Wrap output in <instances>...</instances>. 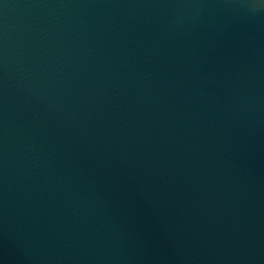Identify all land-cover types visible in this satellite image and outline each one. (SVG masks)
Instances as JSON below:
<instances>
[{
	"label": "water",
	"instance_id": "water-1",
	"mask_svg": "<svg viewBox=\"0 0 264 264\" xmlns=\"http://www.w3.org/2000/svg\"><path fill=\"white\" fill-rule=\"evenodd\" d=\"M0 264H264V0H0Z\"/></svg>",
	"mask_w": 264,
	"mask_h": 264
}]
</instances>
